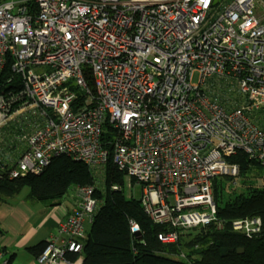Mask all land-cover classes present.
Masks as SVG:
<instances>
[{
	"label": "built area",
	"instance_id": "1",
	"mask_svg": "<svg viewBox=\"0 0 264 264\" xmlns=\"http://www.w3.org/2000/svg\"><path fill=\"white\" fill-rule=\"evenodd\" d=\"M256 2L0 0V72L10 63L21 86L0 93V126L28 125L24 153L0 159V181L40 174L56 155L97 177L111 160L141 185L149 219L172 227L162 242L201 225L222 228L214 180L238 177L229 158L240 150L264 166V13ZM95 191V183L78 186L80 203L38 264H74L69 256L81 253L99 205ZM230 223L247 235L262 227L260 217ZM131 224L135 255L145 243ZM0 264H11L2 249Z\"/></svg>",
	"mask_w": 264,
	"mask_h": 264
},
{
	"label": "trees",
	"instance_id": "2",
	"mask_svg": "<svg viewBox=\"0 0 264 264\" xmlns=\"http://www.w3.org/2000/svg\"><path fill=\"white\" fill-rule=\"evenodd\" d=\"M89 83H93L91 79ZM20 87V79L8 63L0 72V93ZM106 130L110 136L108 131L111 125L108 122ZM229 160L239 165L238 177L246 183V189L225 195L226 186L223 181L218 177L214 180L213 200L217 217L226 220V223L222 228H218L215 223L194 227L176 242L167 243L159 239V234L170 231L172 227L150 220L139 198L129 197L123 189L113 187L123 184L124 174L111 160L99 175H103V187L100 186V178L88 165L67 155L54 156L42 173L27 174L15 179L14 183L27 185L30 194L38 199L64 197L71 186L96 184L95 197L99 205L90 223L87 238L81 253L69 256L72 261L79 260V264H189L176 257L182 253L199 257L204 264H264V182L259 184L254 180H263L264 166L242 150ZM1 187L8 192L13 189L7 185ZM244 217H260V231L247 235L231 228L232 220ZM132 221L138 224L142 233L141 240L145 243V248L135 255L130 248ZM45 244H40L39 252ZM223 248L233 251L223 255Z\"/></svg>",
	"mask_w": 264,
	"mask_h": 264
},
{
	"label": "crops",
	"instance_id": "3",
	"mask_svg": "<svg viewBox=\"0 0 264 264\" xmlns=\"http://www.w3.org/2000/svg\"><path fill=\"white\" fill-rule=\"evenodd\" d=\"M15 123L0 126L1 160H16L27 149L22 138L17 143L9 137V127ZM2 185L13 189L8 192ZM78 193L38 199L30 194L27 185L0 181V249L5 251L11 264H38L40 244L57 233L59 223L80 203ZM89 227L88 223L87 230ZM79 262L73 260L74 264Z\"/></svg>",
	"mask_w": 264,
	"mask_h": 264
},
{
	"label": "rangeland",
	"instance_id": "4",
	"mask_svg": "<svg viewBox=\"0 0 264 264\" xmlns=\"http://www.w3.org/2000/svg\"><path fill=\"white\" fill-rule=\"evenodd\" d=\"M217 2H219L220 6L223 7L227 2H229L230 0H216ZM262 1L264 0H257L256 2V12L257 13H264V7H262ZM197 79V76H195V80ZM25 125V129H22V125L20 122H16L15 124H12L9 127V137L11 138L12 141L16 140L17 143L20 142V138L22 136V134L28 130V125ZM124 174V173H123ZM100 178V186H104L103 184V175ZM218 178H220L225 187L224 190V194L228 195L230 193H240L243 192L246 189V184L243 180H240L239 177L235 178V180H232V178H230V180L226 179V176H219ZM231 180L233 182H231ZM255 182L262 184L263 180L261 178H258L257 180L254 179ZM234 181L235 184H234ZM132 185V187H131ZM79 186V185H78ZM78 186H71L70 189L68 190V193H76L78 192ZM123 188V191L125 192V194H132L133 196H135V198H139V196L141 195V185L134 182L133 179H131L130 177H128L127 175L124 174V181L123 184L120 185ZM79 194V193H78ZM80 196V195H79ZM225 198V197H224ZM98 199V198H97ZM99 202V201H98Z\"/></svg>",
	"mask_w": 264,
	"mask_h": 264
},
{
	"label": "water",
	"instance_id": "5",
	"mask_svg": "<svg viewBox=\"0 0 264 264\" xmlns=\"http://www.w3.org/2000/svg\"><path fill=\"white\" fill-rule=\"evenodd\" d=\"M135 236L138 240L142 239V233L140 231H137L135 233ZM233 251V249L223 248L222 253L223 255L227 254L228 252ZM238 251V250H237Z\"/></svg>",
	"mask_w": 264,
	"mask_h": 264
}]
</instances>
